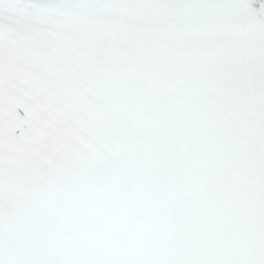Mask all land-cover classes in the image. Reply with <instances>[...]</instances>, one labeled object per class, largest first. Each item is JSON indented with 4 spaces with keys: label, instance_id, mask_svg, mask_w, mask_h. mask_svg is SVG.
<instances>
[{
    "label": "snow or ice",
    "instance_id": "obj_1",
    "mask_svg": "<svg viewBox=\"0 0 264 264\" xmlns=\"http://www.w3.org/2000/svg\"><path fill=\"white\" fill-rule=\"evenodd\" d=\"M0 264H264V0H0Z\"/></svg>",
    "mask_w": 264,
    "mask_h": 264
}]
</instances>
